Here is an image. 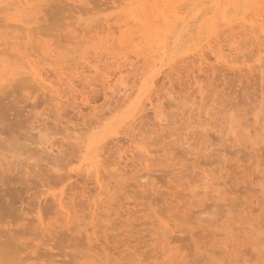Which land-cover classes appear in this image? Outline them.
<instances>
[{"label":"rangeland","instance_id":"obj_1","mask_svg":"<svg viewBox=\"0 0 264 264\" xmlns=\"http://www.w3.org/2000/svg\"><path fill=\"white\" fill-rule=\"evenodd\" d=\"M192 1L30 0L22 20L1 9L0 59L20 68L28 54L53 85L7 74L0 86V189L17 187L0 192L16 191L21 208L1 205L0 228L32 217L37 234L22 241L41 247L15 242L3 264H264V0ZM167 2L176 13L160 25ZM115 73L124 81L109 91L103 78ZM92 155L100 190L84 172ZM56 196L79 218L58 213Z\"/></svg>","mask_w":264,"mask_h":264},{"label":"bare ground","instance_id":"obj_2","mask_svg":"<svg viewBox=\"0 0 264 264\" xmlns=\"http://www.w3.org/2000/svg\"><path fill=\"white\" fill-rule=\"evenodd\" d=\"M171 1H173V0H171ZM192 2L194 3V0H193ZM196 2H197V1H196ZM196 2H195V4H196ZM260 2H261V1H260ZM165 4H166L165 6L162 5L163 7H160V6H159L158 8H156V10H157L156 12L159 11V12H158V16L156 15V18H157V17L159 18V15H161V17H164V18H165V19L163 18L164 20H168L170 14H172L173 12L176 13L174 9L172 10V8H169L170 6L167 5L168 2L165 3ZM195 4H194V5H195ZM200 4H201V3H200ZM202 4H203V3H202ZM169 5H170V3H169ZM191 5H192V4H191ZM189 6H190V5H189ZM192 6H193V5H192ZM0 7H1V8H0V11H1V9H2V11H5V12L8 10V12L10 11L11 14H12L13 16H15V17H18V16H19L20 19L17 18L18 20H22V18H21V17H23L22 14L25 13V12H24L25 10L31 8V5H30V0H0ZM143 9H144V8H143ZM145 9H146V12H147V9H148V8H145ZM151 10H153V9H151ZM151 10H150V11H151ZM154 10H155V9H154ZM154 10H153V11H154ZM257 10H259V9H257ZM2 11H1V12H2ZM143 11H144V10H143ZM148 11H149V10H148ZM150 11H149V12H150ZM10 12H9V13H10ZM141 12H142V10H140V13H141ZM146 12H145V13H146ZM151 12H152V11H151ZM154 12H155V11H154ZM154 12H153V13H154ZM143 13H144V12H143ZM130 14H131V13H130ZM141 14H142V13H141ZM147 14H148V12H147ZM150 14H151V13H150ZM155 14H157V13H155ZM186 14H187V13H186ZM190 14H191V13H190ZM133 15H134V14H133ZM152 15H154V14H152ZM180 15H182V14H180ZM129 16H130V15H129ZM136 16H137V15H134V18H133V19H135ZM145 16H146V15H145ZM11 17H12V16H11ZM147 17H148V16H147ZM147 17H146V18H147ZM183 17H184V15H183ZM137 18H138V17H137ZM137 18H136V19H137ZM158 18H157V19H158ZM167 18H168V19H167ZM185 18H186V17H185ZM139 19H140V17H139ZM148 19H149V17H148ZM159 19H160V18H159ZM159 19H158L157 21H155V22L161 21V20H159ZM176 19H177V18H176ZM153 20H154V19H153ZM153 20H152V21H153ZM174 20H175V18H174ZM174 20H173V21H174ZM187 20H188V19H187ZM168 21H169V20H168ZM175 21H177V20H175ZM181 21H182V19H181ZM201 21H202V19H201ZM178 22H179V21H178ZM199 22H200V21H199ZM147 23H148V22H147ZM149 23H150V22H149ZM158 23H159V22H158ZM143 24H144V23H143ZM159 24L161 25V22H160ZM199 24H200V23H199ZM199 24H198V25H199ZM260 27H261V26H260ZM238 28H239V27H238ZM242 28H243V27H242ZM245 28H246V27H245ZM262 28H263V27H262ZM251 29H252V28H251ZM258 29H259V28H258ZM260 29H261V28H260ZM244 30H245V29H244ZM261 30H262V29H261ZM158 31H159V30H158ZM245 31H246V30H245ZM245 31H243V29H242V32H244L245 35H246L248 32H250L248 35H254V33L251 34L252 31H250V29H249V31H246L247 33H245ZM259 31H260V30H259ZM161 32H163V30H162ZM165 32H167V31H165ZM254 32H255V31H254ZM260 32H261V31H260ZM159 33H160V32H159ZM240 33H241V32H240ZM263 33H264V32H263ZM162 34H163V33H162ZM163 35H165V33H164ZM176 35H177V34H176ZM245 35H244V36H245ZM255 35H256V34H255ZM255 35H254V36H255ZM257 35H258V34H257ZM165 36H166V35H165ZM255 37H256V36H255ZM166 38H167V37H166ZM173 38H174V37H173ZM177 38H178V37H177ZM251 38H252V36H251ZM253 38H254V37H253ZM257 38H258V36H257ZM257 38H256L255 40H257ZM259 40H260V39H258V41H259ZM176 41H177V40H176ZM226 43H227V42H226ZM226 43H225V44H226ZM256 43H257V42H256ZM247 44H248V42H247ZM257 44H258V43H257ZM214 45H215V44H214ZM231 45H232V44H231ZM258 45H259V44H258ZM261 45H262V44H261ZM221 46H222V45H221ZM228 46H229V44H228ZM211 49H212V48H211ZM211 52H214V51H211ZM220 52H222V51H219V53H220ZM214 53H215V52H214ZM216 53H217V52H216ZM20 54H21V53H20ZM20 54H19V55H20ZM95 54H96V53H95ZM212 54H213V53H212ZM220 54H222V53H220ZM204 55H205V54H204ZM214 55H215V54H214ZM29 56H30V55H29ZM29 56H28V54H23V53L19 56V58H21V64H22V65H21V64H20V65H21L23 68L21 69V66H20V68H19V67H18V68L21 69V70H19L18 68H15L14 66L17 67V65H15L14 62H11V61H10V59H13V58H10L9 61H8V59H0V86H1V84H2V82H3L4 80H8L7 78H4V79H3V76H5V75H7V74H10V76L8 75L9 77H12V76L17 75L16 77H19V79L17 78V79H18L17 81H19V82H21V80H23V79H26L27 81L30 80V81H34V82L38 83L39 85H38V84H37V85H38L39 87H40L41 85L43 86V88H44V87H47V88L50 87L49 90H50L51 88H53V87H52L53 85L51 86V82L48 80L49 78L47 77V75H46V77H45V76L42 74L41 69H38V68H37V64H35L36 62L34 63L35 66L33 65V63H32L33 61L31 62V59H29V58H30ZM113 56H115V55H113ZM198 56H199V57H202V56H200V54H199ZM217 56H218V54H217ZM223 56H224V58H225V55H223ZM223 56H221V57H223ZM5 58H7V56H6ZM19 58H18V59H19ZM86 59H87V58H86ZM86 59H85V60H86ZM201 59H202V58H201ZM201 59H200V60H201ZM217 59H218V58H217ZM225 59H226V58H225ZM107 60H108V59H107ZM200 60H198V61H200ZM205 60H206V56H205ZM205 60H201V61L204 62ZM220 60H221V59H220ZM87 61H88V60H87ZM102 61H103V59H102ZM198 61H196V63H198ZM227 61H228V60H226V62H227ZM17 62H18V61H17ZM19 62H20V60H19ZM99 62H100V61H99ZM230 62H231V61H230ZM37 63H38V62H37ZM84 63H85V62H84ZM220 63H221V62H220ZM222 63H224V62L222 61ZM81 64H82V62H81ZM201 64H202V63H201ZM228 64H229V61H228ZM84 65H85V64H84ZM198 65H199V64H198ZM224 65H225V64H224ZM82 66H83V65H82ZM118 66H119V65H118ZM234 66H235V65H234ZM38 67H40V66H38ZM235 67H236V66H235ZM16 69H18V70H16ZM58 69H59V68H58ZM81 69H84V68H81ZM239 69H240V68H239ZM22 70H23V71H22ZM42 70H43V69H42ZM52 70H53V69H52ZM54 70H55V69H54ZM19 71H20V72H19ZM57 71H58V70H56V72H57ZM46 72H47V71H46ZM46 72L44 71V73H46ZM54 72H55V71H54ZM83 72H85V71L83 70ZM83 72H82V73H83ZM88 72H89V71H88ZM118 72H119V71H118ZM57 73H58V72H57ZM76 73H77V72H76ZM95 73H96V72H95ZM61 74H63V73H61ZM78 74H79V73H78ZM80 74H81V73H80ZM120 74H121V73H118V76L116 75V73L113 74V75H107V76L104 74L105 77L103 78V81H104V83L106 84V87L109 89V91H110V90H113V88L116 87L115 85H116L118 82H121V80H123V78H122L123 76L120 75ZM21 75H22V77H20ZM58 75H59V74H58ZM58 75L56 74V76H58ZM82 75H83V74H82ZM82 75H81V76H82ZM85 75H86V74H85ZM119 75L122 76V77H120ZM48 76H49V75H48ZM81 76H80V78H81ZM101 76H102V75H101ZM215 76H216V75H215ZM5 77H6V76H5ZM83 77H85V76L83 75ZM86 77H87V76H86ZM50 78H51V77H50ZM54 78H55V77H54ZM56 78H57V77H56ZM65 78H67V77H65ZM90 78H91V77H90ZM120 78H121V79H120ZM10 79H11V78H10ZM61 79H62V77H61ZM68 79H69V78H68ZM81 79H82V78H81ZM101 79H102V78H101ZM146 79H147V78H146ZM146 79H145V80H146ZM26 80H25V81H26ZM64 80H65V79H64ZM82 80H83V79H82ZM149 80H150V78H149ZM151 80H152V78H151ZM151 80H150V81H151ZM13 81H14V80H13ZM58 81H59V80H58ZM103 81H102V82H103ZM123 81H124V80H123ZM197 81H198V80H197ZM10 82H11V81H10ZM19 82H18V83H19ZM52 82H53V77H52ZM60 82H61V81H60ZM62 82H63V81H62ZM62 82H61V83H62ZM68 82H70V81H68ZM86 82H87V81H86ZM88 82H89V81H88ZM193 82L196 83L195 80H193ZM193 82H191V83H193ZM199 82H200V81H199ZM45 83H46V85H45ZM65 83H66V82H65ZM65 83L63 82V84H65ZM195 83H193V85L196 86ZM12 84H14V83H12ZM40 84H41V85H40ZM52 84H53V83H52ZM54 84H55V83H54ZM68 84H69V83H68ZM82 84H83V82H82ZM102 84H103V83H102ZM118 84H119V83H118ZM123 84H124V83H123ZM145 84H146V83H145ZM147 84H148V83H147ZM151 84H152V83H151ZM153 84H154V83H153ZM153 84H152V85H153ZM181 84H183V83H181ZM197 84H198V83H197ZM14 85H15V84H14ZM60 85H62V84H60ZM86 85H87V84H86ZM124 85H125V84H124ZM198 85H200V84H198ZM12 86H13V85H12ZM42 86H41V87H42ZM68 86L70 87V84H69ZM122 86H123V85H122ZM142 86H143V85H142ZM13 87H14V86H13ZM124 87H126V86H124ZM47 88H46V90H47ZM107 88H106V89H107ZM116 88H117V87H116ZM144 88H145V87H144ZM196 88H197V87H196ZM57 89H58V88H57ZM122 89H123V88H122ZM124 89H125V88H124ZM194 89H195V88H194ZM55 90H56V88H55ZM116 90H117V89H116ZM195 90H196V89H195ZM197 90H198V89H197ZM202 90H203V89H201V93H202ZM205 90H206V89H205ZM51 91H52V90H50V92H51ZM193 91H194V90H193ZM114 92H115V91H114ZM121 92H122V91H121ZM124 93H126V92H124ZM111 94H112V93H111ZM59 95H60V94H59ZM126 95H127V94H126ZM146 95H147V94H146ZM200 95H201V94H200ZM202 96H203V95H202ZM140 97H141V96H140ZM201 98H202V97H201ZM106 99H107V98H106ZM136 103H137V101H136ZM152 103H153V102H152ZM192 103H194V102H192ZM154 106H155V105H154ZM117 107H118V106H117ZM143 108H144V107H143ZM139 109H140V108H139ZM110 111H111V110H110ZM110 115H111V114H110ZM100 118H101V117H100ZM102 118H103V117H102ZM131 118H132V117H131ZM163 118H164V117H163ZM132 119H133V118H132ZM158 119H159V118H158ZM130 120H131V119H130ZM96 122H97V121H96ZM94 123H95V122H94ZM99 123H100V122H99ZM126 124H127V123H126ZM143 124H144V122H143ZM110 125H112V124H110ZM98 126H99V125H98ZM139 126H140V125H139ZM113 127H114V124H113ZM133 127H134V126H133ZM136 127H137V126H136ZM1 128H2V127H1ZM1 128H0V131H1ZM91 128H92V127H91ZM203 128H204V127H203ZM107 129H108V128H107ZM109 129H110V128H109ZM112 129H113V128H112ZM112 129H111V130H112ZM122 129H123V128H122ZM133 130H134V129H133ZM87 131H88V130H87ZM1 132H2V131H1ZM85 132H86V131H85ZM117 132L119 133V131H116L115 134H116ZM120 132H121V131H120ZM83 133H84V132H83ZM111 133H112V132H111ZM130 134H131V133H130ZM85 138H86V137H85ZM85 138H84V139H85ZM7 139L10 140L11 138H10V139L7 138ZM76 139L79 140L78 138H76ZM80 139H81V138H80ZM89 139H90V142H87ZM89 139H88L87 141L84 140V141H85V142L83 141L84 144H83L82 146H79V148H78V149H79V150H78L79 153H81V151L84 150V149H85V151L91 150V149L96 145V144L92 143L91 138H89ZM101 139H102V138H101ZM103 139H104V138H103ZM106 139H107V138H106ZM3 140L6 141V137L3 138ZM77 140H76V141H77ZM93 140H94V138H93ZM15 141H17V140L15 139ZM80 141H81V140H80ZM100 141H102V140H100ZM100 141H98V142L100 143L101 148H102V143H101ZM93 142H94V141H93ZM95 142H96V141H95ZM107 142H108V141H107ZM9 143H10V142H9ZM16 143H17V142H16ZM80 143H81V142H80ZM109 143H110V140H109ZM205 144H206V143H205ZM22 145H23V144H22ZM28 145H30V144H28ZM28 145L26 144V146H28ZM52 145H53V144H52ZM23 147H24V146H23ZM28 148H30V147H28ZM31 148H33V147H31ZM46 148H47V147H46ZM48 148H49V147H48ZM108 148H109V147H108ZM98 149H99L100 151H102L100 148H98ZM44 150H45V149H44ZM48 150H49V149H48ZM99 150H98L97 152H99ZM53 151H54V150H53ZM56 151H57V148H56ZM58 151H59V150H58ZM117 151H118V150H117ZM117 151H116V152H117ZM42 152H43V151H42ZM82 152H83V151H82ZM132 152H133V151H132ZM132 152H131V153H132ZM46 153H47V152H46ZM51 153H52V152H51ZM54 153H55V152H54ZM90 153H91V152H90ZM90 153H89V154H90ZM105 153H106V152H105ZM49 154H50V153H49ZM68 154H69V153H68ZM91 154H92V153H91ZM98 154H99V153H98ZM133 154H134V153H133ZM50 155H51V154H50ZM54 155H55V154H54ZM54 155H53V156H54ZM56 155H57V154H56ZM100 155H102V154H100ZM51 156H52V155H51ZM111 156H112V155H111ZM54 157H57V156H54ZM76 157H77V156H76ZM80 157H81V156H80ZM92 157H94V155H92ZM25 158L27 159V157H25ZM28 158H29V157H28ZM30 158H31V157H30ZM58 158H60V157H58ZM61 158H62V157H61ZM65 158H66V155H65ZM82 158H83V157H82ZM85 158H86V157H85ZM88 158H89V157H88ZM88 158H87V159H88ZM94 158H95V157H94ZM100 158H101V157H100ZM114 158H115V157H114ZM133 158H135V157H133ZM138 158H139V156H138ZM52 159H53V158H52ZM76 159H77V158H76ZM83 159H84V158H83ZM87 159L84 160V161L87 162ZM24 160H25V159H24ZM27 160H28V159H27ZM61 160H62V159H61ZM63 160H64V159H63ZM67 160H68V162L70 163V161H69L68 158H67ZM20 161H21V160H20ZM34 161H35V160H34ZM54 161H55V160H54ZM54 161H53V162H54ZM71 161H72V160H71ZM97 161H98V159L96 160V158H95V159L93 160V164H92V162H91V166L93 165L92 167H90L89 165H85V164H84V165L86 166V168L84 169V172H85V174H86L87 176H88L89 174H92V173H93V178H94V181L96 182L95 184H97V187H98L99 190H100V189H103V187L105 186L104 184H106V183H102V182H100V178H101V177H100V178L98 177ZM101 161H104V158H103ZM112 161H113V160H112ZM112 161H111V162H112ZM22 162L25 163V161H22ZM48 162H49V161H48ZM63 162H64V161H63ZM104 162H105V161H104ZM104 162H103V163H104ZM111 162H110V163H111ZM35 163H36V161L33 162L32 165H35ZM26 164H27V161H26ZM105 164H106V162H105ZM105 164H104V165H105ZM23 165H24V164H23ZM29 165H30V164H29ZM36 165H37V164H36ZM54 165H55V164H54ZM67 165H68V163H67ZM67 165H65V166H67ZM84 165H83V167H84ZM24 166H25V165H24ZM26 166H27V168L29 167L28 165H26ZM87 166H89V167H87ZM35 167H36V166H35ZM65 168H66V167H65ZM65 168H64V169H65ZM92 168H93V169H92ZM98 168H100V165H99ZM101 168H102V167H101ZM15 169H17V168H15ZM20 169H23V168H20ZM25 169H26V167H25ZM59 169H60V168H59ZM102 169H104V168H102ZM18 170H19V168H18ZM18 170H13V174H15L14 171H16V174H17ZM61 170H62V168H61ZM82 170H83V169H82ZM117 170H118V169H117ZM117 170H116V171H117ZM56 171H57V169L55 170V172H56ZM19 172H20V171H19ZM19 172H18V174H19ZM26 172H27L28 175H29L30 172H29V171H26ZM26 172H25V173H26ZM109 172H110V171H109ZM21 173H23V175H25L24 171L21 172ZM31 173H32V172H31ZM106 173H107V172H106ZM57 174H58V173H57ZM63 174H64V173H63ZM66 174H67V173H66ZM69 174H70V173H69ZM69 174H67V175L70 176ZM26 175H27V174H26ZM28 175H27V176H28ZM205 175H206V174H205ZM17 176H18V175H17ZM57 176H59V174H58ZM60 176H61V175H60ZM87 176H86V178H87ZM99 176H100V175H99ZM13 177H14V175H13ZM49 177H50V176H49ZM62 177H64V176H62ZM65 177H66V178H64V179H67V178H68L67 176H65ZM80 177H81V176H80ZM84 177H85V176H84ZM18 178H19V177H18ZM52 178H54V177H52ZM58 178H60V177H58ZM70 178H71V176H70ZM21 179H22V177H21ZM55 179H56V178H55ZM61 179H63V178H61ZM90 179H92V178H90ZM13 180H14V179H13ZM19 180H20V179H19ZM19 180H18V181H19ZM25 180H26V179H25ZM27 180H28V179H27ZM27 180H26V181H27ZM67 180H68V179H67ZM81 180H82V179H81ZM86 180H88V179H86ZM92 180H93V179H92ZM101 180H102V179H101ZM10 181H11V179H10ZM10 181H8V182L10 183ZM22 181H23V180H22ZM26 181H24V182H26ZM52 181H53V180H52ZM8 182H7V183L2 182L1 185L5 186V184H7V185L9 186V183H8ZM11 182H12V183H11V184H12L11 187H15V186H13V184L15 183V181H14V182L11 181ZM24 182H23V183H24ZM45 182H46V181H45ZM48 182L50 183V181H48ZM48 182H47L46 184H49ZM55 182H56V181H55ZM58 182H60V181L58 180ZM3 183H4V184H3ZM16 183H17V182H16ZM42 183H43V181H42ZM79 183H80V182H79ZM81 183H82V182H81ZM52 184H53V183H52ZM56 184H59V183H57V182L54 183V186H55ZM61 184H62V182L60 183V185H61ZM108 184H109V183H108ZM117 184H118V183H117ZM7 185H6V186H7ZM14 185H15V184H14ZM18 185H19V184H18ZM18 185H17V186H18ZM44 185H45V184H44ZM44 185H43V186H44ZM50 185H51V184H50ZM50 185H47V186H50ZM6 186H5V188H9V189H11L10 187H8V186L6 187ZM68 186H69V185H68ZM80 186H81V185H80ZM106 186H107V185H106ZM206 186H209V185H206ZM206 186H204V187H206ZM50 187H52V185H51ZM5 188H2V189H5ZM48 188H49V187H48ZM52 188H53V187H52ZM67 188H68V187H67ZM73 188H74V187H73ZM2 189H0V190H2ZM9 189H8V190H9ZM14 189H17V187L14 188ZM14 189L12 188L11 190H14ZM107 189H108V188H107ZM6 190H7V189H6ZM6 190L4 191L3 194H1V192H0V200H3V201H2L3 203L0 202V207H1V205H2L1 208H3V206H4V208H5L4 210L6 211L5 214L8 213V215L10 216V214H11L13 211H14V212H17V209L19 210L20 207H19V208H18L17 206H16V207L13 206L14 208L12 207V205L14 204V202H15V203L17 202V200H16V193H17V192L15 191V192H16V193H15V192H13V191H11V190H9V191H6ZM69 190H70V189H69ZM72 190H73V189H72ZM92 190H93V189H92ZM94 190L96 191L97 189H94ZM104 190H106V188H104ZM2 191H3V190H2ZM10 191H11V192H10ZM43 191L45 192V191H47V190H43ZM101 191H102V190H101ZM109 191H110V189H109ZM5 192H6V193H7V192L12 193V192H13V194L15 193V194H14L15 198L12 196L13 194L10 195V193H7V194H6ZM80 192H81V191H80ZM82 192H83V191H82ZM90 192H91V191H90ZM107 192H108V191H107ZM45 193L48 194V192H45ZM45 193H44V194H45ZM58 193H60V192H58ZM66 193H67V192H66ZM216 193H217V192H216ZM5 194H6V195L9 194V196L6 197ZM42 194H43V192H42ZM53 194L58 195V194L55 193V192H54ZM60 194H62V193H60ZM69 194H70V193H69ZM71 194H72V193H71ZM91 194H92V193H91ZM91 194H90V195H91ZM50 195H51V194H50ZM63 195H65V194H63ZM79 195H80V194H79ZM90 195H87L86 198H85L84 195H83V196H84V198L87 200V204H88L89 209L93 210V207H94V206H97L98 203H97L96 200H95V199H97V198L95 197V195H94V194H92V196H90ZM93 195H94V196H93ZM10 196H11L12 198H14L15 201H14V199L9 198ZM54 196H55V195H54ZM80 196H82V194H81ZM83 196H82V197H83ZM96 196H97V195H96ZM106 196H107V195H106ZM57 197H59V196L54 197V198H55V201H56L57 203L54 202V200H53L54 203H52V204H55V203H56V204H55L56 207H59L60 212H58V211H57V212H58V213H61L62 215H64V217L67 215V210H68V209L70 210V213H72V212H71V211H72L71 209H73L72 206H74V205H71V203H73V201H72L70 204L68 203V202H70L71 195H70V196H67V197H70V198H68V201H67V204H66L67 206H68V205H71L70 208H69V206H68V208H66V206H64V203H62V201H64V200H62L61 198H60L61 200H60V199H57ZM62 197H65V196H62ZM67 197H65V198H67ZM72 197H73V196H72ZM94 197H95V198H94ZM8 198H9L10 200H8ZM54 198H53V199H54ZM75 198H76V197H75ZM77 198H78V197H77ZM56 199H57V200H56ZM71 199H72V198H71ZM85 199H84V200H85ZM12 200H13V201H12ZM18 200H19V199H18ZM23 200H24V199H23ZM42 200H43V199H42ZM72 200H73V199H72ZM74 200H75V199H74ZM40 201H41V200H40ZM40 201H39V202H40ZM43 201H45V199H44ZM43 201H41V202H42V203H45V204L47 205L48 201H47V200H46L45 202H43ZM65 201H66V200H65ZM65 201H64V202H65ZM12 202H13V203H12ZM41 202H40V203H41ZM46 202H47V203H46ZM78 202H79V201H78ZM17 203H19V202H17ZM65 203H66V202H65ZM96 203H97V204H96ZM45 204H44V207H41V205H40V208H45ZM79 204H84V203H80V202H79ZM16 205H17V204H16ZM19 205H20V204H19ZM76 205H77V204H75V206H76ZM23 206H24V204H23ZM37 206H39V204H38ZM75 206H74V208H76ZM85 206H86V202H85V204H84L83 206H80V208H81V207H82V208H83V207L85 208ZM99 206H100V205H99ZM99 206H98V207H99ZM11 207H12V208H11ZM48 207H49V206L47 205L46 208H48ZM52 207H54V206H52ZM52 207H51V208H52ZM56 207H55V208H56ZM98 207H97V208H98ZM10 208H11L13 211H11ZM15 208H17V209H15ZM22 208H23V207H22ZM24 208H25V207H24ZM29 208H30V207H29ZM51 208H50V210H51ZM84 208H83V211H84ZM95 208H96V207H95ZM14 209H15L16 211H15ZM20 209H21V208H20ZM64 209H67V210L64 211ZM89 209H88V211H89ZM75 210H78V209H74V212H76ZM44 211H45V209H44ZM47 211H48V210H47ZM79 211L81 212L80 209H79ZM10 212H11V213H10ZM18 212H19V211H18ZM18 212H17V213H18ZM20 212H21V211H20ZM20 212H19V213H20ZM23 212H24V209H23ZM25 212H26V211H25ZM37 212H38V211H37ZM39 212H42V211H39ZM57 212L54 211V213H55L56 215H57ZM80 212H78V213H79V214H82V213H80ZM42 213H43V212H42ZM52 213H53V212H52ZM78 213H77V215H79ZM90 213H91V212H90ZM94 213H95V210H94ZM20 214H21V213H20ZM38 214H39V213H38ZM88 214H89V213H88ZM95 214H96V213H95ZM1 215H2V213L0 214V217H1ZM39 215H40V214H39ZM21 216H22V215H21ZM21 216H19V217H21ZM23 216L25 217L26 215L23 214ZM36 216H37V215H36ZM36 216H35V217H36ZM69 216H70V215H69ZM73 216L75 217L76 214L74 215V214L72 213L71 218H72ZM81 216H83V215H80V217H81ZM19 217H18V218H19ZM24 217H23V218L21 217V218H22L23 220H25ZM33 217H34V216H33ZM59 217H60V215H59ZM74 217H73V219H74ZM76 217L79 218V216H76ZM92 217H95V215H94V216L92 215ZM2 218H3V217L0 218V221H3L4 219H5L6 221L8 220V219H7V215H6V218H5V215H4V218H3V219H2ZM25 218H26V217H25ZM31 218H32V217L29 218V221H31V220H30ZM36 218H37V217H36ZM50 218H51V217H50ZM52 218H53V217H52ZM62 218H63V217H62ZM65 218H66V217H65ZM19 219H20V218H19ZM37 219H39V221H40V219H41V221H42V219L44 220V218H43V217L41 218L40 216H38ZM68 219H70V218H68ZM81 219H82V218H81ZM5 220H4L3 222H5ZM10 220H11V219H10ZM12 220H13V219H12ZM14 220H16V219H14ZM34 220H36V219H34ZM55 220H56V219H55ZM65 220H66V219H65ZM8 221H9V220H8ZM8 221H7V222H8ZM21 221H22V220H21ZM29 221H27V223H28ZM41 221H40V222H41ZM44 221H45V220H44ZM44 221H42V222L44 223ZM75 221H76V219H75ZM77 221H79V219H78ZM16 222H17V221H16ZM16 222L12 223V221H11V223H12V228H10V229H9V228H6V229L3 231V229L0 228V262H2V264H3V261H4L5 259H7V258L9 259L8 261H11V260H12V259H10V257H11L10 254H11V251H12V247H14V245H15L14 243H15V242L17 243V244H16V248H17V246H18V244L20 243V241L24 240V238L27 239V237L25 236V232H26L27 230L25 231V229H28V232H30L31 230H33L32 228L29 227V225L32 224L33 220H32L30 223H28L29 225H27V223H25L26 220L24 221V223H25L24 225L27 227V228L25 227V229L22 228L23 225L20 224V223H19V224H20L22 227H21L20 225H19V226H18V225H15ZM22 222H23V221H22ZM64 222H65V221H64ZM72 222H73V221L71 220L70 222L68 221L67 223H64V224H67V226H68V223H72ZM45 223H46V221H45ZM49 223H50V222H49ZM91 223H92V222H91ZM1 224H2V222H0V225H1ZM6 224H9V223H6ZM13 224H14L15 226H18V228L21 227L20 229H24V230H18L17 227L14 229V228H13V226H14ZM35 224H36V222H35ZM52 224H53V223H52ZM52 224H51V225H52ZM73 224H75V223H73ZM32 225H33V224H32ZM37 225L40 227L39 222H38ZM41 225H42V223H41ZM45 225L47 226V224H45ZM9 226H10V225H9ZM33 226H35V225H33ZM57 226H58V225H57ZM65 226H66V225H64V228H65ZM71 226L74 227V225H70V227H71ZM79 226H80V225H79ZM85 226H86V225H85ZM3 227H4V226H3ZM5 227H6V226H5ZM7 227H8V225H7ZM28 227H29V228H28ZM36 227H37V226H36ZM55 227H56V226H55ZM33 228H34V227H33ZM43 228H44V227H43ZM43 228H42V231H43ZM46 228H50V227H46ZM1 229H2V230H1ZM12 229H13V230H12ZM29 229H31V230H29ZM44 229H45V228H44ZM36 230H37V229H36ZM47 230L50 231V229H47ZM47 230H46V231H47ZM15 231H16V234L18 233L17 235H18L19 237L16 236ZM17 231H20V233H21V232H23V233L20 234V233L17 232ZM40 231H41V230H40ZM68 231H69V230H68ZM31 232H32V231H31ZM35 233L37 234V232H34V234H35ZM41 233L44 234V231L41 232ZM47 233H49V232L47 231ZM22 234H23V235H22ZM32 234H33V232H32ZM34 234H33V235H34ZM45 234H46V233H45ZM21 235H22V236H21ZM38 235H39V234H38ZM20 236H21V237H20ZM24 236H25V237H24ZM28 236H29V234H28ZM43 236H44V235H43ZM16 237H17V238H16ZM22 237H23V239H21V240L18 239V238H22ZM32 237H33V236H32ZM32 237H31V238H32ZM34 237H35V236H34ZM44 237H47V236L45 235ZM35 238H36V237H35ZM47 238H48V237H47ZM47 238H45V240H48ZM41 239H42V238H41ZM41 239H40V241L43 240V239H42V240H41ZM15 240H17V241H15ZM36 240H37V239H36ZM34 241H35V240L32 239V240H30V242H28V243L31 244V242H34ZM43 241H44V240H43ZM22 242H23V243H22ZM22 242H21V243H22L21 245L19 244L20 246L23 245V247H25V245H26V246L29 245V244H25V243H27L26 240H25V241H22ZM24 242H25V243H24ZM44 242H45V241H44ZM34 244H35V248H36V244L38 245L39 242H38V243H37V242H36V243H32L31 245H33V246L31 247V249H34ZM40 244H41V242H40ZM42 244H44V246L46 245V243H42ZM54 244H56V243H54ZM58 244H59V243H58ZM58 244H57V245H58ZM31 245H29V246H31ZM20 246H19L20 249H18V250H22V251L25 250V249L30 248V247H25L24 249H21ZM37 247H39V245H38ZM14 248H15V247H14ZM14 248H13V250H14ZM39 248L41 249V247H39ZM53 248H55V247L53 246ZM31 249L28 250L29 252H28V251H27V252L25 251V252L28 253V254H30ZM40 249L38 250V248H36V250L38 251L37 253H38L39 255H40V253H39ZM42 249H43V248H42ZM15 250H16V249H15ZM18 250H17V251H18ZM17 251H16V252H17ZM19 252H20V251H19ZM34 252H36V251H34ZM42 252H43V251H42ZM48 254H49V253H48ZM42 255H43V254H42ZM44 255H46V252H45ZM59 255H61V254H59ZM62 255H63V254H62ZM7 256H9V257H7ZM30 256H31V255H29V257H30ZM40 256H41V255H40ZM6 257H7V258H6ZM29 257H27V258H29ZM261 257H262V256H261ZM14 258H15V257H14ZM25 258H26V257H25ZM25 258H24V259H25ZM27 258H26V259H27ZM3 259H4V260H3ZM64 260H66V259H64ZM8 261H5V262H8ZM60 261H61V260H60ZM5 262H4V263H5Z\"/></svg>","mask_w":264,"mask_h":264}]
</instances>
